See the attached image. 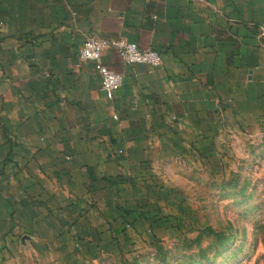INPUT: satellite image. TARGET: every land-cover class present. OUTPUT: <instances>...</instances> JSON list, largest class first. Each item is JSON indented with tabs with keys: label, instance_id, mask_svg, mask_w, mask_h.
Masks as SVG:
<instances>
[{
	"label": "crops",
	"instance_id": "crops-1",
	"mask_svg": "<svg viewBox=\"0 0 264 264\" xmlns=\"http://www.w3.org/2000/svg\"><path fill=\"white\" fill-rule=\"evenodd\" d=\"M89 34L162 61L103 50L122 74L109 98L97 65H76ZM257 134L264 0H0V264L118 228L116 201L129 194L159 209L145 194L164 190V177L208 169L227 138Z\"/></svg>",
	"mask_w": 264,
	"mask_h": 264
},
{
	"label": "rangeland",
	"instance_id": "rangeland-1",
	"mask_svg": "<svg viewBox=\"0 0 264 264\" xmlns=\"http://www.w3.org/2000/svg\"><path fill=\"white\" fill-rule=\"evenodd\" d=\"M219 154L208 169L184 166L164 177L160 193L145 194L158 198L150 203L159 204L160 224L142 215L126 227L103 226L104 243L91 252L75 241L70 252L18 256L17 264H264V135L227 138ZM133 196L124 199L135 207Z\"/></svg>",
	"mask_w": 264,
	"mask_h": 264
},
{
	"label": "built area",
	"instance_id": "built-area-1",
	"mask_svg": "<svg viewBox=\"0 0 264 264\" xmlns=\"http://www.w3.org/2000/svg\"><path fill=\"white\" fill-rule=\"evenodd\" d=\"M105 49L116 51L126 63L144 62L150 65H158L162 61L161 53L157 49L141 48L135 41L123 37L86 35L78 50L76 65H79L83 60L93 61L97 65L101 89L109 98L121 85L122 74L101 63V54ZM126 226H129V224L126 223Z\"/></svg>",
	"mask_w": 264,
	"mask_h": 264
},
{
	"label": "trees",
	"instance_id": "trees-1",
	"mask_svg": "<svg viewBox=\"0 0 264 264\" xmlns=\"http://www.w3.org/2000/svg\"><path fill=\"white\" fill-rule=\"evenodd\" d=\"M148 205V204H147ZM116 215L119 217V226H125L126 223L130 224L129 222L135 221L137 216H145L146 220L150 222V225L159 223L163 221L165 218L161 213L159 214V211L157 208L149 209L148 206L145 205V203L140 204V208L134 207L133 204L127 203H121L119 201H116ZM137 213V216L136 214ZM91 238L93 240H89L87 242L80 241L86 248L88 252H91L93 247H101L100 244L104 243L103 237L101 235V230H95V232H91ZM92 255H95V252L93 251Z\"/></svg>",
	"mask_w": 264,
	"mask_h": 264
}]
</instances>
